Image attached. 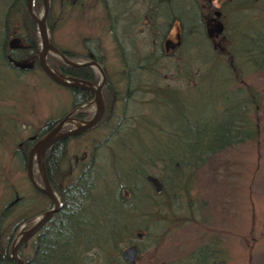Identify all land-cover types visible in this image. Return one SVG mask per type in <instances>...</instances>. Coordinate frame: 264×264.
Instances as JSON below:
<instances>
[{
	"label": "trees",
	"instance_id": "1",
	"mask_svg": "<svg viewBox=\"0 0 264 264\" xmlns=\"http://www.w3.org/2000/svg\"><path fill=\"white\" fill-rule=\"evenodd\" d=\"M93 1L99 6L104 29L109 35L115 66L105 69L95 56L86 57L97 61L104 70L101 120L107 119L105 125L113 127V134L109 138L111 141L94 144L85 158L73 167H61L68 139L49 147L45 154V170L52 189L61 199V206L18 250L24 264H100L102 256L106 258L104 264H110L113 260L110 254L114 251L116 258H120L115 264L123 263L120 248H116L137 238L138 232L146 235L145 218L161 219L160 210L163 214L168 208L173 210L171 205L189 189L196 170L225 150L258 136L255 114L260 96L246 82V77L264 69V0H206L208 9L202 0ZM48 3L46 27L50 31L53 0ZM40 4L41 0H32L35 13ZM3 5L0 65L15 71L16 76L18 72L13 62L21 59L33 58L40 68L35 23L25 10V0H6ZM174 23L179 28L178 41L167 50L165 39ZM14 40H20L21 44L10 46ZM92 42L83 38L86 49ZM60 51L72 58L67 51ZM59 65L57 69L63 74L92 83L96 81L91 66ZM205 82L222 86L224 90L220 105L213 101L215 95L209 94L206 101L211 111L208 115H199L192 108L195 99L202 96L200 90ZM56 85L67 91L70 109L93 98L88 90ZM137 95L139 97L135 98ZM82 112L75 114L83 118ZM134 114H138L137 118ZM55 120L57 118L47 121L39 134L47 131ZM125 124L137 125L130 130L133 132L136 128L146 133L156 131L169 140L177 138L180 141L158 142L150 147L142 144L133 165L120 167L113 153L115 141L112 140L120 138L117 135ZM25 142V149L17 150L24 164V152L32 145L31 140ZM116 142L132 149L131 144ZM100 156L107 157L106 162ZM145 175L161 183L159 193L150 188ZM33 191L30 188V192ZM165 194L170 197L168 201L160 199ZM25 198L23 196V203ZM22 204H15L18 211L27 210L28 204L21 208ZM151 207L155 208L152 214L148 212ZM7 208L6 204L0 210V264H15L9 257V245L17 222L4 228V221L11 214ZM45 208H38L29 215ZM24 215H19L20 220L30 217L23 218ZM4 232L6 236L2 237ZM25 247L27 251L23 253ZM207 249L204 253L192 252V262L211 264L212 250L209 246Z\"/></svg>",
	"mask_w": 264,
	"mask_h": 264
},
{
	"label": "rangeland",
	"instance_id": "2",
	"mask_svg": "<svg viewBox=\"0 0 264 264\" xmlns=\"http://www.w3.org/2000/svg\"><path fill=\"white\" fill-rule=\"evenodd\" d=\"M205 1L202 0L205 9H208ZM5 2L6 0H0V12L4 9ZM41 12L40 6L39 11L34 14L39 17ZM99 12V6L93 0L63 2L53 0L50 10L52 29L48 31L46 27L47 35L51 44L72 56L67 59L80 63L93 60L86 57L87 55L95 56L105 69H111L115 66V57ZM36 33L39 51L41 44L37 28ZM178 34V25L174 23L165 39L167 50L178 41ZM83 38L86 42L93 41L87 44V49L83 45ZM20 44V40L10 43L12 46ZM45 61L56 71L61 66L59 64H65L59 56L50 52L46 53ZM25 63L31 68H25ZM18 64L22 66L15 68L18 72L17 76L15 71L7 70L0 65V210L7 204V210L11 213L4 221L6 224L4 228L13 226L17 222L10 236L9 248L21 232L30 227L40 215L27 217L29 221L25 224H23L24 219L20 220V214H29L34 210L18 211L15 205L21 203L23 196L28 197L32 187L26 177V160L25 164L21 162L17 150H21L20 147L25 149V141H30L31 137H41L39 131L47 121L56 118L58 120L65 113L70 117L77 111V108H69L67 91L50 80L41 68L35 65L33 58L20 61ZM92 70L96 80L93 84H96L100 74L95 67H92ZM246 82L255 88L260 96L259 109L255 114L259 127L257 138L225 150L201 169L196 170L189 183V189L183 191V194L171 205L173 210L168 208L164 214L162 210L159 211L158 214L162 215L161 219L143 217V224L147 229L146 235L138 232L135 234L137 238L116 248H120L119 252H121L126 246L135 244L137 254L134 264H195L190 258L191 253L195 250L196 254L198 250L207 252V246L212 250L211 259L208 260L211 264H264V69L248 75ZM191 83L190 81L189 85ZM223 90L222 86L205 82L200 90L202 96L195 99L192 111L199 115H208L211 106L206 101L207 96L215 95L213 101L220 105ZM138 97L139 95L135 98ZM78 109L83 111L85 121L89 120L95 111L93 99L82 104ZM142 109L146 108L142 107ZM116 111L119 112L118 108ZM142 113L145 114V110H142ZM137 115L134 114V117L137 118ZM54 123L49 125L48 130ZM72 123L77 122L70 120L63 124L61 129L63 131L73 129ZM136 126L125 124L117 135L120 138L112 140L115 141L112 144L113 153L120 167L133 165L142 144L150 147V144L154 146L158 142L164 144L166 141H180L177 138L169 140L156 131L146 133L140 128H136L135 132L130 131ZM106 134V127L95 125L75 135V138L67 140L65 160L61 167H73L74 164L81 162L92 145L103 143L99 140ZM116 141L131 144L132 149L121 147ZM24 156H27V151L24 152ZM100 158L105 162L107 160V157L100 156ZM32 168L35 182L42 187L34 157ZM55 195L59 200L58 195ZM169 198L168 194L160 197L165 201ZM152 207L148 209L150 214L155 210ZM5 236L6 232L2 234V237ZM212 242L216 244L213 245ZM26 251V247L22 249L23 253ZM116 257L118 256L115 251L110 254V258L113 259L110 264H115L116 260L120 259ZM103 259L106 258L102 256V260L98 262L104 264ZM123 261L125 263L119 261L120 264H128L124 259Z\"/></svg>",
	"mask_w": 264,
	"mask_h": 264
},
{
	"label": "water",
	"instance_id": "3",
	"mask_svg": "<svg viewBox=\"0 0 264 264\" xmlns=\"http://www.w3.org/2000/svg\"><path fill=\"white\" fill-rule=\"evenodd\" d=\"M41 7H42L41 15L39 17H36L32 9V0H25V10L28 16L34 21L40 39L41 48L37 53V60L41 70L50 80H52L53 82L59 85L65 87L86 89L90 91L93 94L95 111L93 113V116L89 120L86 121L79 120V123L74 124L73 129L61 131L62 125L71 120L68 115H65L50 130L45 132L41 137H39L36 141H34L32 146L30 147L25 165L27 180L34 189L40 191L41 193L49 197V199L52 202V207L47 211L43 212L42 214H40L37 217L36 221L30 227L24 229L21 232L20 236L11 245L9 250V257L11 260L14 261L15 264H24L22 259H20L18 256V249L26 242V240L29 237H31L43 225V223L49 218V216L52 213L56 212L60 207V202L57 196L55 195V192L51 188L46 175L44 160L47 149L59 140L71 138L95 126L97 122L100 120L104 109L102 94H101V86L105 79L103 70L101 69L99 64L94 60L77 63L67 59L59 49H57L53 44L50 43L46 29V19L49 10L48 0H41ZM47 52L59 56L66 65L72 67H79L83 65H89L95 67L100 74L99 81L96 84H93L92 82L87 81L85 79L66 75L54 70L49 65H47L45 61V55ZM19 66L21 67L22 65ZM33 157L35 159L36 170L38 171L42 181V185H43L42 187L38 186L34 180L33 168H32ZM145 180L150 184L151 188L154 190L155 193L160 192L161 183L155 177L151 175H146ZM136 254H137V247L135 244H130L126 246L120 252L121 257L128 264H134Z\"/></svg>",
	"mask_w": 264,
	"mask_h": 264
},
{
	"label": "flooded vegetation",
	"instance_id": "4",
	"mask_svg": "<svg viewBox=\"0 0 264 264\" xmlns=\"http://www.w3.org/2000/svg\"><path fill=\"white\" fill-rule=\"evenodd\" d=\"M11 46V45H10ZM24 60H26V59H24ZM23 59H21L20 61H24ZM20 61H16V62H13V66L15 67V68H19V65L20 64H18V62H20ZM26 64V63H25ZM99 64V63H98ZM24 66H26L25 68H31V66L30 65H28V64H26V65H24ZM84 66V65H83ZM87 66H89V65H87ZM100 66V65H99ZM91 67H93V66H91ZM101 67V66H100ZM24 69V68H23ZM102 69V68H101ZM103 70V69H102ZM104 73V72H103ZM105 75V74H104ZM86 90V89H85ZM93 99V98H92ZM90 101V100H89ZM89 101H87V102H89ZM86 102V103H87ZM84 104V103H83ZM80 107V106H79ZM77 108V111H75V113L76 112H78V110H80V109H78V107H76ZM75 109V108H74ZM75 113H72L71 115H70V119L72 120L73 119V121L75 120L77 123L79 122V120L81 121V120H83V121H85V118L83 117V118H81V117H79V116H77V115H75L74 116V114ZM103 113H104V109H103ZM103 113H102V116H103ZM66 114H68V113H65V115ZM64 115V116H65ZM115 115V114H114ZM64 116H62L60 119H58L57 120V122L58 121H60ZM69 116V115H68ZM102 116H101V118H100V120L97 122V124H96V126L97 125H102V127H106V130H107V134L104 136V137H102L99 141H111L109 138H110V136L113 134V127L111 126V127H107L106 125H105V123H106V121H107V119L105 118L103 121L101 120L102 119ZM77 118V119H76ZM114 118H115V116H114ZM114 119H112L111 121H113ZM56 122V123H57ZM56 123H54V125L56 124ZM77 123H75V124H77ZM53 125V126H54ZM69 125H71V124H69ZM52 126V127H53ZM65 126V125H64ZM63 126V127H64ZM71 126H74V124L72 123V125ZM48 130V129H47ZM61 131H63L62 129H61ZM45 132H47V131H45ZM44 132V133H45ZM43 133V134H44ZM42 134V135H43ZM39 136H41V134H39ZM36 137H38V136H36ZM73 137H76V136H73ZM73 137H71V138H67L68 140L69 139H73ZM39 138V137H38ZM38 138H35V137H31L30 139L32 140V144L34 143V141H36ZM63 140H65V139H63ZM59 141H62V140H59ZM98 141V140H97ZM32 146V145H31ZM30 146V147H31ZM93 146V145H92ZM91 146V147H92ZM30 147L28 148V150H27V156H28V152H29V150H30ZM90 147V148H91ZM89 148V149H90ZM49 149V148H48ZM48 149H47V151H48ZM46 151V152H47ZM27 156H26V158H27ZM37 171V170H36ZM37 174L39 175V173H38V171H37ZM34 175V174H33ZM47 175V174H46ZM40 176V175H39ZM42 182V181H41ZM50 184V183H49ZM43 186V185H42ZM51 186V185H50ZM32 188V190H34L33 191V193H29L28 194V197L27 198H25L26 199V202L25 203H23V200L21 201V203L20 204H22V207L21 208H23V206L25 205V204H28V206L26 207L27 208V210H29V209H32V210H35V211H37L38 210V208L40 209V208H45L46 206H47V204H48V207L47 208H45L43 211H41L40 213H36V214H42L43 212H45V211H47L48 209H50L51 207H52V202H51V200L49 199V197L47 196V195H45V194H43V193H41L40 191H38V190H36V189H34L33 187H31ZM52 188V187H51ZM55 194H57L56 192H55ZM59 197V196H58ZM23 198V197H22ZM48 199V200H47ZM59 202H60V206H61V199H60V197H59ZM60 208V207H59ZM31 210V211H32ZM58 211V210H57ZM55 213V212H54ZM25 214V213H24ZM53 214V213H52ZM51 214V215H52ZM25 215H29V214H25ZM50 215V216H51ZM29 216H31V215H29ZM49 216V217H50ZM28 217V216H27ZM26 217V218H27ZM23 218H25V216L23 217ZM24 222H23V224H25L26 222H28L29 221V218H27V219H24L23 220ZM45 223V222H44ZM43 223V224H44ZM37 232V231H36ZM35 232V233H36ZM34 233V234H35ZM33 234V235H34ZM32 235V236H33ZM31 236V237H32Z\"/></svg>",
	"mask_w": 264,
	"mask_h": 264
},
{
	"label": "bare ground",
	"instance_id": "5",
	"mask_svg": "<svg viewBox=\"0 0 264 264\" xmlns=\"http://www.w3.org/2000/svg\"><path fill=\"white\" fill-rule=\"evenodd\" d=\"M73 120V119H72Z\"/></svg>",
	"mask_w": 264,
	"mask_h": 264
}]
</instances>
